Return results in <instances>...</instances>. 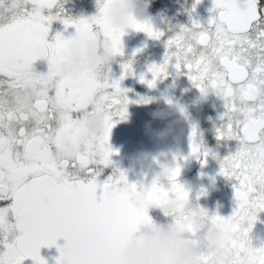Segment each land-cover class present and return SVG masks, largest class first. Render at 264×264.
Returning <instances> with one entry per match:
<instances>
[{
  "label": "snow or ice",
  "instance_id": "6c2138e0",
  "mask_svg": "<svg viewBox=\"0 0 264 264\" xmlns=\"http://www.w3.org/2000/svg\"><path fill=\"white\" fill-rule=\"evenodd\" d=\"M111 2L97 0L98 14L74 19L61 15L60 0H0V244L5 249L0 264H22L28 257L47 264L40 249L53 245L60 253L56 264H119L128 237L148 219L133 206L137 192L159 203L170 199V193L189 198L177 179L178 164L166 181L145 175L130 182L118 167L99 179L114 164L109 143L114 118H127L131 101L120 81L133 71L131 60L121 61L119 79L111 77L109 66L79 79L55 74L54 65L64 57L69 39L57 33L49 40L53 20L74 25L77 33L98 27L110 40L113 56L123 55L125 31L112 27L106 17ZM210 11L206 24L193 19L167 32L150 20L133 19L131 28L166 47L163 63L148 66L152 79L146 80L145 74L140 79L155 87L172 66L200 91L209 90L222 100L216 139L238 141L236 150L220 157L198 140L193 125L191 153L202 157V163L213 156L219 174L235 181L232 215L209 216L229 233L226 251L232 264H239L241 257L247 264H264V245L253 247L249 237L257 214L264 211V5L260 0H213ZM41 55L49 58V81L25 105L11 108L9 101L22 86V70ZM95 112L105 114L101 134L83 126ZM47 175L56 178L57 187L46 186ZM192 234L196 239L194 230ZM61 237L66 243L58 245ZM200 264L212 260L204 256Z\"/></svg>",
  "mask_w": 264,
  "mask_h": 264
},
{
  "label": "flooded vegetation",
  "instance_id": "af4514ba",
  "mask_svg": "<svg viewBox=\"0 0 264 264\" xmlns=\"http://www.w3.org/2000/svg\"><path fill=\"white\" fill-rule=\"evenodd\" d=\"M64 11V17L88 18L98 14L97 0H60ZM195 0H151L149 7V20L156 29L176 30L179 25H190L193 19H198L206 24L213 8V0H200L193 5ZM264 5V0H260ZM56 9H52L55 13ZM48 10H45V15ZM191 14V15H190ZM57 33L65 39H70L76 33L74 25H65L60 19L53 20L48 34L51 40ZM123 55H117L109 63L110 75L113 79H119L123 73L121 61L131 60L133 71L124 76L120 86L127 89V97L131 101L127 105V118H114L116 121L111 129L109 143L114 149L111 159L114 164L107 167L100 180L110 175L114 167L126 172L130 182H136L145 175L154 176L159 170L156 161H169L174 167L177 164L181 171L178 181L189 191V199L197 200L208 209L210 215L219 213L227 217L232 215L236 207L234 199V180L225 178L219 174L220 164L213 156L207 157V162L202 163V157L191 153L190 133L192 126L197 127L198 140L203 142L206 148L223 157L234 152L238 141L230 140L226 143H218L215 132L212 131L214 121H219V114L224 111L223 102L214 93L203 104L194 103L199 95V89L193 86L185 74H179L177 70L169 66L168 75L156 81L155 87H149L140 79L145 74L146 80L152 79L148 72L150 64L163 63L166 47L162 40H156L143 31L133 28L125 29L122 36ZM140 49L139 52L136 50ZM36 67L40 71H48L45 63L36 61ZM146 100L147 102H143ZM168 100H179L184 103L191 112L192 119L188 122H180L175 125L174 132L165 139L157 137L156 132L167 126L169 120H176L178 114L168 120H154L151 113L165 106ZM136 101H141L137 103ZM150 124V129L148 125ZM141 152L152 153L156 158L150 167L141 169L135 163L136 156ZM165 187L169 185L165 182ZM174 198V194L170 193ZM150 216L157 222H165L168 218L159 209H151ZM249 237L253 247L264 245V211L257 214L253 222ZM195 238V237H193ZM60 241L66 243L63 237ZM4 246L0 244V252ZM22 264H35L30 258H26Z\"/></svg>",
  "mask_w": 264,
  "mask_h": 264
},
{
  "label": "clouds",
  "instance_id": "9594fccd",
  "mask_svg": "<svg viewBox=\"0 0 264 264\" xmlns=\"http://www.w3.org/2000/svg\"><path fill=\"white\" fill-rule=\"evenodd\" d=\"M150 3L151 0H112L107 5V20L112 27L125 31L131 28L133 19L149 20ZM114 58L110 40L104 37L102 30L92 26L87 32H76L68 40L64 57L55 63L54 71L61 79H79L86 74L100 71ZM36 61L45 63L47 67L49 65V58L44 55ZM36 61L22 70V86L10 99L11 108L25 105L49 81L48 71L38 70ZM211 93L209 90H199L194 103L203 104ZM176 114V120H169L166 127L156 132L158 138H167L174 132L177 123L190 121L192 115L179 100H168L164 107L151 113L154 120H168ZM219 124L220 121H214L212 131L215 132ZM104 125L103 112L89 115L83 123L89 132L95 134H101ZM148 127L150 129V124ZM155 160L152 153L141 152L136 156L135 163L143 169L150 167ZM156 162L159 170L154 176L166 181L172 175L173 164L169 161ZM44 183L49 188L57 187V180L52 175H47ZM132 203L148 219H142L128 237L119 252V264H200L204 256L210 257L212 264H232L226 251L229 233L221 223L209 219L208 209L198 200L193 202L189 198L174 197L159 203L150 199L146 192H137ZM151 209H159L168 219L157 222L150 216ZM193 230L197 234L196 239L193 238ZM239 264H247V259L241 257Z\"/></svg>",
  "mask_w": 264,
  "mask_h": 264
},
{
  "label": "water",
  "instance_id": "95a60500",
  "mask_svg": "<svg viewBox=\"0 0 264 264\" xmlns=\"http://www.w3.org/2000/svg\"><path fill=\"white\" fill-rule=\"evenodd\" d=\"M58 245H63L65 243L60 241V238L57 240ZM59 251L56 245L51 247L43 246L40 249V255L47 261V264H56V258L59 257ZM31 258V257H30ZM32 259V258H31Z\"/></svg>",
  "mask_w": 264,
  "mask_h": 264
}]
</instances>
